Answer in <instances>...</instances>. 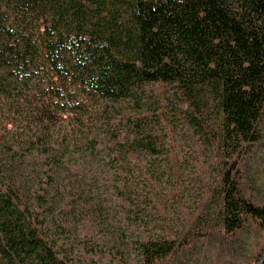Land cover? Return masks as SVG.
<instances>
[{"label": "trees", "instance_id": "16d2710c", "mask_svg": "<svg viewBox=\"0 0 264 264\" xmlns=\"http://www.w3.org/2000/svg\"><path fill=\"white\" fill-rule=\"evenodd\" d=\"M155 81L174 83L197 107L211 100L223 144L256 141L264 0H0V264H73L4 170H16L18 156L48 153L58 116L80 123L97 102ZM223 201L225 227L264 224V207L230 189Z\"/></svg>", "mask_w": 264, "mask_h": 264}, {"label": "rangeland", "instance_id": "374dc122", "mask_svg": "<svg viewBox=\"0 0 264 264\" xmlns=\"http://www.w3.org/2000/svg\"><path fill=\"white\" fill-rule=\"evenodd\" d=\"M93 106L80 123L58 116L48 153L18 156L19 167L4 170L60 257L258 264L264 224L225 227L223 200L230 189L264 207V108L257 140L236 146L223 144L216 105L195 106L174 83L147 82L128 99Z\"/></svg>", "mask_w": 264, "mask_h": 264}, {"label": "water", "instance_id": "95a60500", "mask_svg": "<svg viewBox=\"0 0 264 264\" xmlns=\"http://www.w3.org/2000/svg\"><path fill=\"white\" fill-rule=\"evenodd\" d=\"M263 260H264V252L260 257L258 264H262Z\"/></svg>", "mask_w": 264, "mask_h": 264}]
</instances>
